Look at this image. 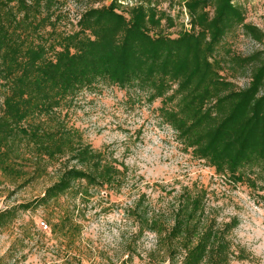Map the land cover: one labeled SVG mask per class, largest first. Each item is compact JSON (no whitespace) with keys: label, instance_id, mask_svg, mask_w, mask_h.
<instances>
[{"label":"trees","instance_id":"16d2710c","mask_svg":"<svg viewBox=\"0 0 264 264\" xmlns=\"http://www.w3.org/2000/svg\"><path fill=\"white\" fill-rule=\"evenodd\" d=\"M72 1L87 8L76 31L57 34L51 19ZM100 1L0 0V175L25 186L58 166L57 180L42 196L0 212V229L12 224L16 210L42 206L52 212L64 196L83 199L90 189L122 188L127 166L92 148L68 125L74 99L98 81L147 91L149 102L160 99L162 121L216 175L237 184L264 170V52L230 59L241 69L251 67L245 88L225 78L221 61L214 59L217 46L237 30L264 41L234 0L184 1L179 14L188 18L187 28L182 25L174 37L162 32L175 27L178 16L169 13L173 0L94 6ZM158 3H167V11ZM47 26L51 31L44 38ZM205 196L202 189H182L174 197L170 225L159 209L148 213L140 200L134 207L139 230L164 241L171 264L246 259L244 249L229 239L238 219L217 222L206 210ZM50 233L64 234L74 245L79 227L69 204Z\"/></svg>","mask_w":264,"mask_h":264},{"label":"rangeland","instance_id":"374dc122","mask_svg":"<svg viewBox=\"0 0 264 264\" xmlns=\"http://www.w3.org/2000/svg\"><path fill=\"white\" fill-rule=\"evenodd\" d=\"M118 1L126 7V2ZM184 1L173 0L169 13L178 18L174 28L162 29L163 34L174 37L188 23L184 13L179 14ZM111 2L102 0L94 6ZM158 4L167 11V3ZM234 4L241 8L247 23L264 33V0H234ZM86 8L73 1L59 7L51 19L55 32L76 31ZM50 31L47 26L42 32L44 38ZM256 52H264V41L256 43L237 30L217 46L214 59L221 61L225 78L245 88L251 67L241 69L230 59ZM2 101L0 88V107ZM160 107V99L148 101L147 91L120 89L103 81L83 89L68 110V125L78 129L92 148L127 166L124 184L117 192L90 189V196L83 199L64 196L52 212L42 206L16 210L12 224L0 229V264H171L164 241L139 230L132 213L140 200L148 213L159 209L168 223L174 197L184 188L206 192V210L217 222L238 219L229 239L234 247L244 249L246 259L229 264H264V170L249 173L251 182L237 184L216 175L206 162L193 158L177 141L175 132L162 121ZM57 177V165L49 169L47 176L25 186L23 180L13 183L0 175V212L31 203ZM68 204L79 227L72 246L64 234L50 233L51 225ZM41 222L47 230L40 229ZM174 260L179 263L181 257L177 255Z\"/></svg>","mask_w":264,"mask_h":264},{"label":"built area","instance_id":"2783aa9c","mask_svg":"<svg viewBox=\"0 0 264 264\" xmlns=\"http://www.w3.org/2000/svg\"><path fill=\"white\" fill-rule=\"evenodd\" d=\"M40 225V229H42V230H47L48 229V226L45 224V223H43V222H41V223H39Z\"/></svg>","mask_w":264,"mask_h":264}]
</instances>
